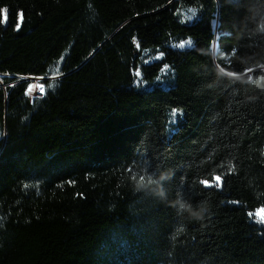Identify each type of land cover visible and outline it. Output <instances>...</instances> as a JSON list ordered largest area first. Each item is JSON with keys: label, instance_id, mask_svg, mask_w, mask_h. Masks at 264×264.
Returning <instances> with one entry per match:
<instances>
[{"label": "trees", "instance_id": "trees-1", "mask_svg": "<svg viewBox=\"0 0 264 264\" xmlns=\"http://www.w3.org/2000/svg\"><path fill=\"white\" fill-rule=\"evenodd\" d=\"M60 61L0 85V264H264V0H0L2 82Z\"/></svg>", "mask_w": 264, "mask_h": 264}, {"label": "rangeland", "instance_id": "rangeland-1", "mask_svg": "<svg viewBox=\"0 0 264 264\" xmlns=\"http://www.w3.org/2000/svg\"><path fill=\"white\" fill-rule=\"evenodd\" d=\"M195 13V11H184L181 10L179 11V16L182 22H186L187 19H190L192 16L191 13ZM179 45H184L183 47H179ZM179 45H176L178 48H182V49H186V45L184 43H180ZM146 58L153 60L155 59V57H153V55L146 53L145 54ZM62 61L56 63L54 66L51 67V69L49 70V73L47 76L45 77H41V78H17L11 82H8L6 84H4V82H2L1 78H0V85H2L3 88L5 87H10L13 88L14 86L21 84L23 82L28 83L29 85H43L44 86V94L41 95V93L39 92L38 88H35L31 93H28V87L27 90L25 92V98L26 100H28L31 104H35L37 101L43 99L46 95V93L48 91L54 90L57 87L58 81L62 76L61 73V68H62ZM51 85V86H49ZM256 216L258 218V220L260 221L261 219H264V209H259L256 212ZM264 224V222H262Z\"/></svg>", "mask_w": 264, "mask_h": 264}, {"label": "snow or ice", "instance_id": "snow-or-ice-1", "mask_svg": "<svg viewBox=\"0 0 264 264\" xmlns=\"http://www.w3.org/2000/svg\"><path fill=\"white\" fill-rule=\"evenodd\" d=\"M2 11L6 13V9H5V10H2ZM21 15H22V14H21ZM191 15H195V13L193 12V13H191ZM18 29H19V24H17V30H18ZM183 46H184V45H179V47H183ZM136 75H137V76H140V73L137 72ZM49 86H51V85H49ZM35 88H38V90H39V92L41 93V95L44 94L45 89H44V86H43V85H29V86H28V93H26V94L31 93ZM216 180L219 181V177H216ZM141 182H143V179H142V178H141ZM201 183H203V184H205V185L207 186L206 181H202ZM26 187H27V185H26ZM258 222H264V219H261V220L258 221Z\"/></svg>", "mask_w": 264, "mask_h": 264}, {"label": "clouds", "instance_id": "clouds-1", "mask_svg": "<svg viewBox=\"0 0 264 264\" xmlns=\"http://www.w3.org/2000/svg\"><path fill=\"white\" fill-rule=\"evenodd\" d=\"M193 215H196L195 213H193Z\"/></svg>", "mask_w": 264, "mask_h": 264}]
</instances>
